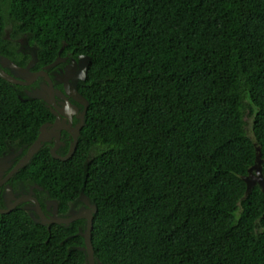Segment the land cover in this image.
<instances>
[{
  "label": "trees",
  "instance_id": "1",
  "mask_svg": "<svg viewBox=\"0 0 264 264\" xmlns=\"http://www.w3.org/2000/svg\"><path fill=\"white\" fill-rule=\"evenodd\" d=\"M40 63L62 42L90 63L89 101L68 160L41 150L22 172L62 209L81 188L96 204L103 264H264V193L242 179L261 146L264 0H0ZM48 118L0 78V156ZM75 226L0 214V264H84ZM69 234H73L67 237ZM67 237V238H66Z\"/></svg>",
  "mask_w": 264,
  "mask_h": 264
},
{
  "label": "flooded vegetation",
  "instance_id": "2",
  "mask_svg": "<svg viewBox=\"0 0 264 264\" xmlns=\"http://www.w3.org/2000/svg\"><path fill=\"white\" fill-rule=\"evenodd\" d=\"M3 38L8 42L6 51H8L9 55L1 52L0 55L9 58L19 67H28L29 69L28 72L24 73V76L14 75L20 81L19 83H8L22 100H31L33 98H29L30 95L34 93L39 94L42 98H34V100L39 101L48 113V118L44 121V123H48L44 135L45 140L39 152L46 150L52 158L61 160L52 156L51 150L54 149V153L59 157L66 156L75 141L74 134L78 133L76 143L73 145V151L66 160L70 159L76 151L79 138L81 137V129L85 125L81 124L85 105L69 93L71 91V84L75 83L76 90L81 96L86 98L79 89L86 79L82 81L78 78L79 66L77 62L81 54H74L72 51L65 49L66 46H64L60 52L59 50L57 51V55L55 56L56 58L59 55L60 60L53 66H48L55 58L47 63H40L37 46L30 40V35L26 31H14L11 24H7L4 27ZM71 65H76L74 66V70L73 68L70 69ZM3 69L8 73L10 71L6 67ZM88 106L86 107V112ZM79 125L81 126L79 127ZM77 127H79V132L76 131ZM34 140L30 143L9 144L6 151H4L5 153H9L11 157L9 159L10 164L5 168L0 179V209H7L9 207L12 208L11 210L21 209L36 218L43 217L45 220H50L54 217L55 212L57 217L67 218L70 210L78 213L81 208L88 207L84 201L79 200V193L73 200L67 201V207L63 210L58 200L52 197L44 186L34 181L32 176L24 175L22 169L34 160V156L38 152L25 165L12 172L14 167L27 155L28 149L34 143ZM37 185L42 187V189L37 188ZM54 201L57 202L56 210ZM88 201L90 203L93 202L90 197ZM84 222L85 219L77 218L70 221L67 226L63 224L59 225H63L66 228L75 226L76 231L73 234L78 235L79 229L84 230ZM53 224L57 223L52 222L48 224L49 228ZM44 226L47 227V225ZM73 234H69L67 237ZM72 247L74 246L68 247V249H73Z\"/></svg>",
  "mask_w": 264,
  "mask_h": 264
},
{
  "label": "water",
  "instance_id": "3",
  "mask_svg": "<svg viewBox=\"0 0 264 264\" xmlns=\"http://www.w3.org/2000/svg\"><path fill=\"white\" fill-rule=\"evenodd\" d=\"M64 46H65V42L63 41L60 48H59V52L64 48ZM59 60H60V56L58 55V57H56L54 59V61L48 66H53ZM74 63H76V62H74ZM89 63H90V57L88 55L81 54L79 56L78 62H77V65L79 66L78 78H80V80H82V81L86 78ZM74 66H76V65H71L70 69L73 68V70H74ZM5 67L10 70L9 73L3 69ZM28 71H29L28 67H26V68L19 67L13 61H11L9 58H7L3 55H0V78L4 79L5 81H7L9 83H19L20 81H18L14 77V75L15 76H24L25 75L24 73H26ZM71 91H69V93L72 94V96L75 97L76 99L82 101L85 105L84 110H83L82 123H81V124H85L86 107L88 106L89 101L79 94V92L76 90L75 83L71 84ZM19 98L22 100L21 97H19ZM29 98L34 99V98H42V97H40L39 94L34 93V94L30 95ZM47 125H48V123H44L39 127L38 135H37L36 139L34 140V143H32L30 145L28 152H27V155L21 160V162H19L14 167L12 172L18 170V168L25 165L33 155H35L37 152H39L40 147L45 140L44 135H45ZM80 126L81 125H79V127ZM79 127L76 128L77 132H79ZM77 134L78 133L74 134V140L75 141L71 145L70 151L66 156L59 157L58 155H56L54 153V149L51 150L52 156L59 158L61 160H66L73 151V148H74L73 145H75L76 140H77V136H78ZM254 149H255L254 163L252 164V166H250L248 168L247 174L242 176V179L244 180V182L246 184V190H245V196L244 197H246V195L256 185L264 193V175L262 172L263 159L261 157V154H262L261 146L257 144V141H254ZM10 157H11L10 154L5 153V152H3L2 155L0 156V179H1L2 173L4 172L5 168L8 166V164H10L9 163ZM37 188L42 189V187H40L38 185H37ZM78 198H79V200L84 201L88 207L81 208L78 211V213H74V211L70 210L68 212L67 218L57 217L56 216L57 214L55 211H54L55 212L54 217H52V219H50V220H45V219H43V217L42 218H36L35 216H32V214H30V213H28V214L34 223L47 225V228H49L48 224H50L52 222L57 223V224H63L64 226H67L70 221L75 220L77 218L85 219L84 230L79 229V231H78V235H80L83 238V244L81 246H74L72 248L80 250L83 252L84 264H103L98 258H96L94 256V250H93L92 241H91L92 220H93L94 213H96V211H97L96 204L93 202L90 203L88 201L89 197L84 194L82 188L80 190V194H79ZM54 205H55V210H56V205H57L56 201H54ZM11 209H12L11 207H9L7 209H0V214L7 213ZM24 209L26 210V208H24ZM36 209H38V208H36ZM38 212L41 214V212L39 210H38Z\"/></svg>",
  "mask_w": 264,
  "mask_h": 264
}]
</instances>
